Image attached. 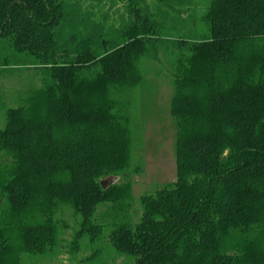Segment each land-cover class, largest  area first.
Instances as JSON below:
<instances>
[{
    "label": "trees",
    "instance_id": "16d2710c",
    "mask_svg": "<svg viewBox=\"0 0 264 264\" xmlns=\"http://www.w3.org/2000/svg\"><path fill=\"white\" fill-rule=\"evenodd\" d=\"M146 3L127 0L137 23L121 44L71 59L60 42L69 2L0 0V74H44L0 127V264L74 256L107 231L133 264H264V0H210L207 35L174 41L176 181L145 194L137 220L130 181L101 186L142 171L126 93L161 38ZM103 204L108 223L96 218ZM65 210L77 229L63 245Z\"/></svg>",
    "mask_w": 264,
    "mask_h": 264
},
{
    "label": "rangeland",
    "instance_id": "374dc122",
    "mask_svg": "<svg viewBox=\"0 0 264 264\" xmlns=\"http://www.w3.org/2000/svg\"><path fill=\"white\" fill-rule=\"evenodd\" d=\"M63 2L69 4L60 30V42L66 49L68 47L67 56L71 59L79 54V50L80 53L94 52L98 57L114 49L123 42L122 34L137 23L128 10L127 0ZM209 3L210 0H147L141 7L143 15L159 24L161 38L158 44L148 48L139 63L142 84L126 93L134 163L141 165L142 171L131 173L129 179L121 176L117 183L130 181L133 202L130 211L135 220L141 213L140 201L145 194L177 179L176 128L170 114L174 93L171 54L176 39L207 35V27L201 18ZM43 77L39 70L27 67L0 74V97L4 99L0 100V127L4 125L6 109L18 107L28 91L42 87ZM71 212L65 210L63 215L60 214L69 226L60 238L63 245L72 239L77 229V217ZM111 212V205L103 204L97 209L96 218L99 221L103 218L104 223H108L112 220ZM107 232L98 244L85 238L74 256L64 248L48 258L25 259L24 264H133L132 259L126 255L117 256L111 249ZM97 248L100 251L96 256L93 253Z\"/></svg>",
    "mask_w": 264,
    "mask_h": 264
},
{
    "label": "water",
    "instance_id": "95a60500",
    "mask_svg": "<svg viewBox=\"0 0 264 264\" xmlns=\"http://www.w3.org/2000/svg\"><path fill=\"white\" fill-rule=\"evenodd\" d=\"M119 178V176H109L107 178H104L103 180H101V186L103 187V189H107L116 184L119 181Z\"/></svg>",
    "mask_w": 264,
    "mask_h": 264
}]
</instances>
